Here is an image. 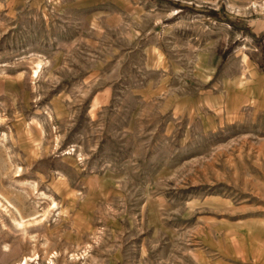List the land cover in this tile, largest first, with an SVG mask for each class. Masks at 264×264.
I'll use <instances>...</instances> for the list:
<instances>
[{
    "label": "rangeland",
    "instance_id": "374dc122",
    "mask_svg": "<svg viewBox=\"0 0 264 264\" xmlns=\"http://www.w3.org/2000/svg\"><path fill=\"white\" fill-rule=\"evenodd\" d=\"M263 36L264 0H0V264L262 257Z\"/></svg>",
    "mask_w": 264,
    "mask_h": 264
},
{
    "label": "crops",
    "instance_id": "0c3cea01",
    "mask_svg": "<svg viewBox=\"0 0 264 264\" xmlns=\"http://www.w3.org/2000/svg\"><path fill=\"white\" fill-rule=\"evenodd\" d=\"M226 247H213L210 248L216 254L213 258H204L196 261L195 264H264V251L259 252L258 256H262L259 259L256 257L248 256L247 245H243L242 249L238 251L241 246ZM234 247V248H233Z\"/></svg>",
    "mask_w": 264,
    "mask_h": 264
},
{
    "label": "bare ground",
    "instance_id": "6f19581e",
    "mask_svg": "<svg viewBox=\"0 0 264 264\" xmlns=\"http://www.w3.org/2000/svg\"><path fill=\"white\" fill-rule=\"evenodd\" d=\"M24 263H25V264H27V263H26V261H25ZM24 263H23V262H21L20 264H24Z\"/></svg>",
    "mask_w": 264,
    "mask_h": 264
},
{
    "label": "trees",
    "instance_id": "16d2710c",
    "mask_svg": "<svg viewBox=\"0 0 264 264\" xmlns=\"http://www.w3.org/2000/svg\"><path fill=\"white\" fill-rule=\"evenodd\" d=\"M215 16V15H214ZM264 37V36H263Z\"/></svg>",
    "mask_w": 264,
    "mask_h": 264
}]
</instances>
